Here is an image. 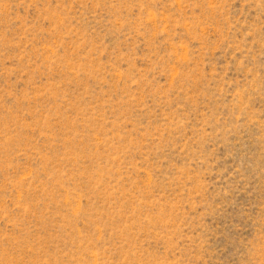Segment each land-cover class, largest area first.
Masks as SVG:
<instances>
[{"label": "rangeland", "instance_id": "374dc122", "mask_svg": "<svg viewBox=\"0 0 264 264\" xmlns=\"http://www.w3.org/2000/svg\"><path fill=\"white\" fill-rule=\"evenodd\" d=\"M0 264H264V0H0Z\"/></svg>", "mask_w": 264, "mask_h": 264}]
</instances>
